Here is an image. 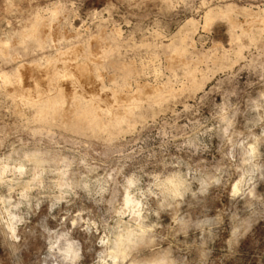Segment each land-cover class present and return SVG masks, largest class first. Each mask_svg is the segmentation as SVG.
<instances>
[{
    "label": "rangeland",
    "instance_id": "1",
    "mask_svg": "<svg viewBox=\"0 0 264 264\" xmlns=\"http://www.w3.org/2000/svg\"><path fill=\"white\" fill-rule=\"evenodd\" d=\"M155 177L138 264H264V0H0V264H94Z\"/></svg>",
    "mask_w": 264,
    "mask_h": 264
},
{
    "label": "clouds",
    "instance_id": "2",
    "mask_svg": "<svg viewBox=\"0 0 264 264\" xmlns=\"http://www.w3.org/2000/svg\"><path fill=\"white\" fill-rule=\"evenodd\" d=\"M18 171L23 173L24 169L20 168ZM155 181L156 183L149 185L146 192L132 194V189L136 187V183L131 179L127 180V188L125 189L123 197V206L116 213V216L119 218L128 217L129 219H134L136 227L133 228L128 226L126 230H121L119 232L113 230L112 232H108L103 225L104 234H98L97 236L99 239L96 241V245H98L100 249H103V251L97 253V259L94 261V264H138V261L133 259V253L139 243L143 242L145 235V230L141 228L143 210L141 200L154 196L156 193L153 192V189L163 188L165 183H171V181H162L160 177H155ZM136 195H139V200L136 199ZM20 197L23 200L27 199L24 193H20ZM59 202L60 201H57V203ZM8 203L11 204V201H8ZM19 207V204L15 205V208ZM37 207H39V204ZM80 216L81 213H77V219H73V229L77 227L78 222L87 223L86 221L80 220ZM14 219L16 218L12 216L9 217L10 221ZM117 228H120L119 224H117ZM85 230L99 233L101 231V226L96 223H91ZM147 231L150 232L151 229H147ZM53 235L55 234L53 233ZM49 244V251L58 252L63 258L64 264H79L82 259L79 247L74 242L68 240L67 233L59 236L54 241H49Z\"/></svg>",
    "mask_w": 264,
    "mask_h": 264
},
{
    "label": "bare ground",
    "instance_id": "3",
    "mask_svg": "<svg viewBox=\"0 0 264 264\" xmlns=\"http://www.w3.org/2000/svg\"><path fill=\"white\" fill-rule=\"evenodd\" d=\"M78 67H80V66H77V68H78ZM28 68H29V67H28ZM31 68H33V67H31ZM79 69H80L79 71H84V70H85L84 67H80ZM47 97H48V96H47ZM53 98H54V97H53ZM53 100H54V99H53ZM118 116H119V115H118ZM11 230H12V229H11Z\"/></svg>",
    "mask_w": 264,
    "mask_h": 264
}]
</instances>
